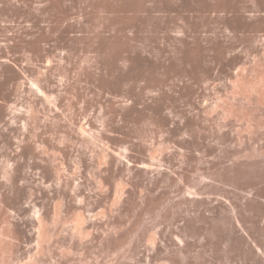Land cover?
Segmentation results:
<instances>
[{"label": "rangeland", "instance_id": "obj_1", "mask_svg": "<svg viewBox=\"0 0 264 264\" xmlns=\"http://www.w3.org/2000/svg\"><path fill=\"white\" fill-rule=\"evenodd\" d=\"M0 264H264V0H0Z\"/></svg>", "mask_w": 264, "mask_h": 264}, {"label": "bare ground", "instance_id": "obj_2", "mask_svg": "<svg viewBox=\"0 0 264 264\" xmlns=\"http://www.w3.org/2000/svg\"><path fill=\"white\" fill-rule=\"evenodd\" d=\"M241 214V213H240ZM230 220V219H229ZM235 223V222H234Z\"/></svg>", "mask_w": 264, "mask_h": 264}]
</instances>
